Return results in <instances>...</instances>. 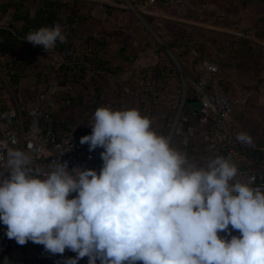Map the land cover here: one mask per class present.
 I'll list each match as a JSON object with an SVG mask.
<instances>
[{
    "label": "clouds",
    "instance_id": "obj_1",
    "mask_svg": "<svg viewBox=\"0 0 264 264\" xmlns=\"http://www.w3.org/2000/svg\"><path fill=\"white\" fill-rule=\"evenodd\" d=\"M25 40L49 51L66 36L56 23ZM93 121L80 143L103 149L99 173L61 161L33 167L30 153L7 149L0 223L9 239L76 253L65 264H264V187L236 180L225 157L190 162L136 108L98 107ZM237 140L252 143L244 132Z\"/></svg>",
    "mask_w": 264,
    "mask_h": 264
},
{
    "label": "crops",
    "instance_id": "obj_2",
    "mask_svg": "<svg viewBox=\"0 0 264 264\" xmlns=\"http://www.w3.org/2000/svg\"><path fill=\"white\" fill-rule=\"evenodd\" d=\"M43 1L0 0V24L8 21L17 11L16 9L33 15ZM58 1L60 3L59 21L56 23L63 26L66 36V41L63 43L65 48L71 50L73 56L80 58L92 52V57L100 60L109 72L104 73L100 70L95 72L87 69L84 76H77L76 80L69 81L59 80L56 74L53 76L59 88V97L52 108L55 116L52 119L54 130L59 134L67 128L91 133L90 125L94 122L95 110L98 107L107 106L114 110L138 109L141 115L151 119L152 128L157 134L166 137L168 132L166 121L170 114L167 113V109H163L159 117L160 123L157 124L158 122L154 121L150 113V104L156 100V96L162 94H166L171 101H175L176 93L181 88L183 90L185 83L182 81L180 83L179 79L170 76L169 68L164 64L156 63L149 67L145 65L146 51L156 49L144 46L145 35L130 21V13L126 12L120 4L123 0H113L118 5L103 4L96 0ZM196 3L199 11L194 10V14L190 11L181 12L175 7L149 10L151 15L158 17L160 15L162 19L185 23L190 27L199 26L207 33H214L216 38H230L229 42L218 41L216 46L208 41L197 43L203 57L207 60L219 63L220 60L217 59L216 54L218 52L222 62H227L234 54L244 50L253 51L255 48L261 50V54L264 55V0H196ZM122 17L127 18L129 22H122L124 19ZM71 28H74L73 32L70 31ZM44 54L49 55L48 62L51 68L55 69L53 62L57 60L58 55L54 48L45 51ZM10 59H16V56L12 55ZM18 62H15L13 67H16ZM150 71L152 73L155 71L156 78H148L146 72ZM33 78L36 82V75ZM260 82H257L256 90L254 87L250 92H245L247 95L245 104L236 105L235 119L232 118V122L262 148L258 153L264 158V87H262L264 80ZM219 84L230 96L244 94V91H240V83L235 82V79L221 69ZM36 102L34 97L27 105H35ZM190 103L192 102H185L183 112L188 119L187 125L192 126L190 136L186 142L180 137H174L170 142L171 146L185 153L190 162L198 166H206L209 159L221 156L229 159L239 168L247 167L248 161L244 157L231 158L221 148L215 155L208 150L204 140L208 127L199 123L197 110L188 106ZM0 104L5 108L13 109L21 126H26L28 123L27 113H25L28 111L26 103L21 105L18 101L13 106L8 94L4 96L0 92ZM249 105L254 106L255 109L250 108ZM250 119L251 123H249ZM182 128L185 129V126Z\"/></svg>",
    "mask_w": 264,
    "mask_h": 264
},
{
    "label": "built area",
    "instance_id": "obj_3",
    "mask_svg": "<svg viewBox=\"0 0 264 264\" xmlns=\"http://www.w3.org/2000/svg\"><path fill=\"white\" fill-rule=\"evenodd\" d=\"M96 1L108 5H118L113 0ZM125 1L132 5L129 0ZM134 3L138 9L175 7L181 12L194 11L196 7L195 0H134ZM63 54L71 55L72 52L68 49ZM191 55L194 57V62L191 65L192 75L182 91L180 107L188 98L197 100L200 104L196 111L198 121L208 127L204 134L208 150L215 155L221 148L231 158L244 157L248 161V166L237 167L238 175L235 179L241 182L252 181L253 187H264V158L256 154L262 148L254 140L251 144L239 142L237 135L244 131L232 122L235 107L244 105L246 93L238 96L227 94L219 84V64L216 61L205 59L201 52L194 55V51H192ZM59 60L57 58L54 62L55 66ZM55 89V86L50 85L37 95L36 104L27 111L28 123L24 127L19 123L13 109L5 108L0 104V144L7 145V148L0 147V156L4 157V161H0V171L6 170L2 165L6 162L7 149L10 148L30 153L33 157V167L40 166L47 169L52 162L61 161L67 163L69 170L80 168L100 172L103 166L101 159L103 150L96 148L90 151L88 144L80 143L81 137L91 133L73 129L70 132L59 134L51 127L48 111L55 105L53 98ZM178 116L177 114V119ZM186 120L188 119L186 118ZM4 175L6 176L7 172H4ZM233 234L239 235V232L231 230V235ZM220 235L222 237L231 236L227 232H221ZM36 245L37 249L32 261L48 262L67 254H76L66 249L63 255H54L47 252L43 245ZM78 264H88V258L79 260Z\"/></svg>",
    "mask_w": 264,
    "mask_h": 264
},
{
    "label": "rangeland",
    "instance_id": "obj_4",
    "mask_svg": "<svg viewBox=\"0 0 264 264\" xmlns=\"http://www.w3.org/2000/svg\"><path fill=\"white\" fill-rule=\"evenodd\" d=\"M129 2H131L133 6L125 0L120 4L126 12L130 13L131 17L129 18V16H127L130 21L145 35L143 42L144 46L157 49L150 52L146 51L144 54L147 59L145 65L149 67L151 64H164L165 67L169 68L168 71L170 76L179 79L180 83L181 81L184 82V86H186L190 75H192L191 65L194 62V57H192L191 53L194 51V55H196L201 52L197 43L208 41L216 46L218 45V41L229 42L230 40L228 37H225V39H223V37L216 38L214 33H207L199 26L190 27V25L185 23L162 19L160 15L159 17L151 15L150 10L147 8H136L134 0H129ZM195 4V11H197V9L199 11L196 0ZM190 12L193 13L194 11ZM122 19L124 23L129 22L125 17H122ZM165 45L170 46L168 48L158 49ZM215 46L213 47L216 50ZM229 53H231V50H229ZM216 54L217 59L219 58L220 60L218 64L221 71L228 74L232 79H235V82L238 81L240 83V91H244L243 93L250 92L254 87V90H256L258 87L257 82H262V80H264V55L261 54V50L258 48H255L253 51L244 50L238 54H234L227 62H222L218 52ZM18 61L19 62L12 71L13 75H16L13 78L15 84L12 86L5 82V76L0 71V86H2L8 94L12 102L11 105L15 106L18 100L21 99L23 103H26L29 109L34 105L27 104H29L34 97H37L40 92L44 91L46 87L50 85L55 86L56 89L54 94L59 90L56 82L53 80V76L56 73L48 62L49 55L44 53L24 55L20 57ZM39 72L41 75L37 78L36 82H34L33 77ZM146 73L149 79L156 78L155 71L153 73L151 71ZM167 77H169V75ZM182 91L181 88L179 92L176 93L177 99L175 101H171L166 97V94H162L163 96H156V100L153 101L149 107L154 121L158 122L157 124L160 123L159 117L163 109H167V113L170 114L166 121L168 128L166 137L169 139V142H172L174 137H180L182 141L186 142L190 136L189 132L192 131V126L187 125L188 121L183 113L185 102H183V106L180 107ZM168 99L170 100L169 102ZM188 106L195 108L196 104L190 103ZM249 107L255 109L254 106L249 105ZM234 113L233 118L235 119ZM177 114L179 115L178 119L176 118ZM242 119L246 120V118ZM249 123H251V119ZM183 126H185V129L182 128ZM187 126H189V128H187ZM6 232L7 230L0 231V264H34L35 261L32 260L37 249L36 243L29 241L25 245H19L14 239H9ZM233 235L238 236V234ZM225 238L230 239L231 236ZM16 244L18 245L16 246Z\"/></svg>",
    "mask_w": 264,
    "mask_h": 264
},
{
    "label": "trees",
    "instance_id": "obj_5",
    "mask_svg": "<svg viewBox=\"0 0 264 264\" xmlns=\"http://www.w3.org/2000/svg\"><path fill=\"white\" fill-rule=\"evenodd\" d=\"M60 3L58 0H44L43 3L37 8L36 12L33 15H29L27 12L20 11V9H16L11 18L6 21L4 24H0V61L4 65L5 69L0 71L5 76V82H7L10 86L15 84L14 77L12 71L14 70V63L18 62V59L24 55H35L44 53L45 50L42 46H33L26 42L25 36L29 31L36 30L42 26H53L56 22L59 21L58 15V7ZM4 26V27H1ZM70 31H74V28H71ZM203 46V44H200ZM55 53L58 57H61L62 60H59L55 70L56 76L59 80L69 81L76 80L77 76H84L87 73V69L91 71L104 72L108 73L109 70L107 67H104L100 62V60H95L92 57V52L83 56L76 57L71 55H65L63 52L68 50L65 48L63 43L57 42L55 48ZM12 55L16 56V59H10ZM41 73L36 74V78H38ZM8 85V86H9ZM14 87V86H13ZM58 91L53 95L54 101L58 98ZM21 105L23 101L21 99L18 100ZM27 113V111L25 112ZM48 115L51 118L50 125L54 129L52 125V119L55 117L53 110L48 111ZM73 129L67 128L65 132H70ZM256 154L259 155L258 152ZM7 230V227L0 223V231ZM76 254H67L61 256L52 261H42L36 260L34 264H65L66 260L69 258L75 257Z\"/></svg>",
    "mask_w": 264,
    "mask_h": 264
},
{
    "label": "water",
    "instance_id": "obj_6",
    "mask_svg": "<svg viewBox=\"0 0 264 264\" xmlns=\"http://www.w3.org/2000/svg\"><path fill=\"white\" fill-rule=\"evenodd\" d=\"M1 27H4V26H1ZM169 46H170V45L161 46V47H159L158 49L168 48ZM156 50H157V49H156ZM58 58H59L60 60H62L61 57H58ZM0 69H1V70H4V69H5V67H4V65L2 64L1 61H0ZM0 92H1L4 96L6 95V93H5L3 87H0ZM186 102H188V103H189V102L195 103V104H196V107H195L196 110H198L199 107H200L199 102H198L197 100H195V99L189 98V99L186 100Z\"/></svg>",
    "mask_w": 264,
    "mask_h": 264
}]
</instances>
